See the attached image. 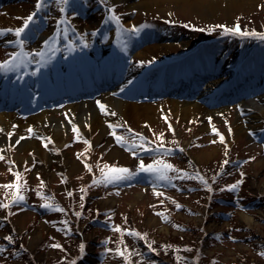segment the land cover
I'll return each instance as SVG.
<instances>
[{
  "label": "rangeland",
  "instance_id": "374dc122",
  "mask_svg": "<svg viewBox=\"0 0 264 264\" xmlns=\"http://www.w3.org/2000/svg\"><path fill=\"white\" fill-rule=\"evenodd\" d=\"M45 1L42 22L38 18L36 32H26L25 43L19 47L15 31L34 13L37 0H0V64L15 57L17 65L13 71H0V78L10 76L17 85L28 87L26 81L34 82L37 76L38 92L47 89L42 92L45 101L37 100L36 105H41L29 113L0 110L14 114L9 129L0 127L6 137L0 146L4 157L0 204L8 205L0 207V248L7 246L0 251V264H264V118H259L258 126L249 127L245 117L264 106V39L259 38L264 34V0H200L201 10L185 0H148L142 6L130 5L141 0H78L65 9L69 16L64 30L60 29L56 41L50 38L42 52L46 73L42 76L37 71L38 55L33 53L39 52L56 26L55 17L62 14V3ZM220 25H240L241 33L256 35L226 33ZM90 33L103 35L105 47L98 62L89 53ZM156 43L161 46L138 54L145 45ZM203 49L211 53L209 58H218L210 70H206L209 61L201 69ZM121 59L147 69L176 63L177 85L168 94L132 101L153 105L154 116L122 118L98 106L107 126L105 137L99 139V130L90 131L86 123L82 130L72 122L62 143L54 141L47 121L39 126L29 123L27 119L41 112L68 121L62 109L74 103L47 98L56 91L50 90L79 76L75 69L91 78L95 72L109 77V68ZM193 63L201 64L192 73ZM251 83L262 90L249 93ZM229 88L231 92H226ZM210 89L218 93L204 98ZM108 92L100 91V97ZM248 95L257 107L245 105ZM227 96L232 97L228 103L224 102ZM194 98L202 112L175 113L168 104L171 99L189 102ZM96 102L104 105L101 99ZM238 123L242 131L236 128ZM9 133L15 137L12 141ZM31 139L49 154L47 159L33 148L18 153L21 140ZM115 146L123 156L111 155ZM70 161L78 166L72 168ZM141 161L145 165L165 162L173 170L167 172V180H160L156 173L139 171ZM112 167L126 168L131 175L94 183L103 178L101 169L115 175L109 170ZM8 184L14 187H2ZM16 184L25 208L9 206ZM50 200L62 207L63 214L57 210L39 214L32 207ZM170 251L177 261L168 256Z\"/></svg>",
  "mask_w": 264,
  "mask_h": 264
},
{
  "label": "bare ground",
  "instance_id": "6f19581e",
  "mask_svg": "<svg viewBox=\"0 0 264 264\" xmlns=\"http://www.w3.org/2000/svg\"><path fill=\"white\" fill-rule=\"evenodd\" d=\"M147 1L148 0H141L140 2H134L133 4L131 3L130 5L131 6L132 5L133 6L134 5H141L142 6L143 4H146ZM185 1L189 2L190 5L195 7L196 9L201 10L202 5L200 3V0H185ZM227 1H229V0H227ZM216 5H218V4H216ZM219 5H221V4H219ZM211 7H213V6L209 5L208 8H211ZM88 43H89V53L93 56L94 61L98 62V59L101 57V55L103 53L102 50L105 47L104 43H103V35L93 36L90 33L88 35ZM160 46L161 45L157 44V43L153 44V45H145L143 47L144 49L139 51L138 54L144 52L146 50V48L157 49ZM209 48L210 47H208L206 49L208 50ZM206 49L202 50V54L199 57V61L203 65L201 67V69H204L206 66V61H209L210 63L209 62H207V63L209 64L210 68H206V70H210L211 67L214 66V64H215L214 62L218 58H215V57L213 59L209 58L210 52H207ZM204 55H206V58H208V59H205ZM210 55H211V53H210ZM221 61L223 62L222 64H224L226 62L223 60H221ZM200 64H197V63L194 64L193 63L191 65V68H190L191 72L193 73V71H195L194 68H199L198 65H200ZM175 65H176L175 62H169V63H165L163 66H161V68H157V69H156V67L149 68V69L140 68V67L137 68L133 64H131L130 62H128V61L126 62V60L122 59L121 62L118 61L117 64L113 68H111V72L109 74L110 75L112 74L111 79L113 82H114V80H113L114 78L122 76L123 77L121 80L122 84H126L129 82L130 84H134L135 86H138L136 94L138 96H141L142 94L148 95L149 92L154 91L157 88V83H159V84L163 83V85H165V88L167 89L166 91H169L173 87V85H171V83L173 82V77L175 76V68H174ZM120 69L125 70V72L121 74L119 72ZM172 72H173V74H172ZM208 72L209 71H206V73H208ZM141 73H143V74L146 73L147 75H149L150 81L145 82V84L147 83V85L143 84L144 85L143 86L142 80L137 81L139 79L138 76H140ZM151 74H153V75H151ZM184 77H186V76H184ZM262 78H264V74H263ZM164 79L167 81V84H166V81ZM118 82L115 83L114 86L112 87L111 93L113 95H111V93H109V95L103 97V99H102L104 106H106V109H107V111H109V113H110V111L111 112L113 111L116 114L115 116L119 115L122 118H128V119H138L141 117L142 118H150V117L155 115V112H156L155 109L156 108L153 105L148 104V103L147 104H138V103H134V102L126 99L125 95L122 93V89L120 86L121 84L119 85ZM74 83L75 82H71V84H74ZM253 84L254 83H251V86L250 85L248 86V88H251L249 90L250 91L249 93L255 92L256 90H262V89H257V87H256L257 85H255V84L253 85ZM146 86H149V88H147ZM224 89H226V87ZM3 90H4V88L1 86L0 87V99L4 96ZM222 90H220V91H222ZM229 90H230V88L226 92H231V90L230 91ZM216 91H217L216 89H213V90L210 89L204 93L203 97L206 98L209 95L214 96L218 93V91L217 92ZM13 93H14V91H13ZM91 94L92 93L88 94V96H90ZM261 95L264 96V91L262 92ZM88 96L85 95L84 97H88ZM237 96H238V94H236L235 97H237ZM223 98H220V99H223ZM225 99L226 100H224V102L228 103V102H230V99H232V97L229 98V96H227ZM199 100H201V99H199ZM243 102L245 103V105H248L250 107H257L258 106L256 101L250 96L248 98L246 97V99H244ZM95 103L96 102H94V101H86V102L77 101V103H75V104L68 105L67 107L62 109L64 111V113H67L69 115L68 121L65 119L56 118L55 116H51L47 112H41L40 114L33 116L27 120H30L29 123H32L33 125H36V126H39L44 121H47L49 123V127H50L49 129L52 132V136L54 138V141L57 143H62L64 141L65 134H66L65 131L67 130V127H69V123H72V122H73V124L79 123L82 130H83V123H86V126L88 127V129L90 131H91V129H98L99 130L98 138L100 139L102 137H105V134L107 131V126H105V124L102 122L101 116L99 114L100 109H98L96 107ZM168 104L170 105L171 109H173L175 111V113H183L184 115L189 114V113L193 114V113H197V112H202L204 110V108L202 107L200 102H197L196 98H194L192 101H189V102H178L174 99H171L168 101ZM226 106L227 105L225 104V105L221 106L220 108H223ZM245 117L248 120L249 127H251L252 125L258 126L259 125V123H258L259 118H261V119L264 118V106H261L257 112L254 110L251 111V113H248ZM13 120H14V114H12V112L11 113H6V112L0 113V127L2 126L3 129L4 128L9 129L10 128L9 123L13 122ZM12 124H14V126H18L19 123L14 122ZM239 125H240V123L237 124L236 128L239 131H242L243 125L242 124L240 126ZM2 128H1V130H2ZM11 128H12V126H11ZM5 138H6L5 135L0 133V146L3 145L4 143H6ZM13 139H15V137H14V135H11L10 141H12ZM30 148H33L34 151L37 152V154H42L43 157H45V159H47L49 157V154H47V152H44L37 145V142L34 141L33 139L21 140V142L17 145L18 153L20 151L25 152V151H27V149H30ZM110 153L113 157L120 156V155L123 156V154H124V152L116 146L112 148ZM15 157H18V156H15ZM262 161H264V159H262ZM70 162H71L70 164H71L72 168L75 166H78L76 161H70Z\"/></svg>",
  "mask_w": 264,
  "mask_h": 264
},
{
  "label": "snow or ice",
  "instance_id": "6c2138e0",
  "mask_svg": "<svg viewBox=\"0 0 264 264\" xmlns=\"http://www.w3.org/2000/svg\"><path fill=\"white\" fill-rule=\"evenodd\" d=\"M58 2L62 3L64 5H67L69 3V0H58ZM43 4H44V0H37L36 10L40 11L41 8L43 7ZM63 10L64 9L61 8V11H63ZM109 11H111V9H109ZM34 16H35V13L30 14L24 20L23 26L15 31V36L17 37V43L19 45H21V46H23L24 43H25V40L21 39V37L26 32V29H28V27L32 23V21L34 19ZM109 19L118 20V18L115 17V16H111V17H109ZM218 27H221L226 33L243 34V35H256V33H254V32L253 33H248V32L241 33L239 25H236L233 28H227L224 25H220ZM198 30L203 31V29H198ZM133 31H136V29H133ZM0 35H3V31H0ZM259 38L260 39H264V34H260ZM33 55H38V56L43 57L44 54L42 52H37V53H33ZM15 59L16 58L13 57V61H11V62L10 61H5L3 64H0V71H13L17 67V65L14 62ZM33 74H35V73H33ZM100 108H101L102 111L107 112L106 106L100 105ZM109 114L113 115V116L116 115L114 112L109 113ZM209 119H211V118H209ZM31 131L32 130L29 129V132H31ZM73 131L78 133L79 130L75 126H73ZM229 131L231 132L230 129H229ZM9 135H11V133H9ZM21 139H24V137H21ZM117 139L120 140L119 137H117ZM121 142H123V141H121ZM221 142H223V137H221ZM16 143L18 144L19 140L16 141ZM161 146H162V144H161ZM133 147H142L143 148V145L137 146V145L134 144ZM144 150L145 151H149L148 148H144ZM133 155H135V153H133ZM2 159H4V157L0 156V160H2ZM224 163L226 164V163H228V161H225ZM85 167L88 168L89 171H91L90 166L85 164ZM104 168H109V166L105 165ZM138 169H139V171H143V172L156 173L160 180H167L168 179L167 172L173 170L172 165L167 164V163H163L162 164L160 161H154L152 164H148V165H145L141 161V163L138 165ZM109 170H110L111 173H114L115 175L105 174L104 169H101V173H102V177L103 178L101 180L94 181V183H111V182H113L115 180H121V179L129 178V175H131L129 173V170L126 169V168H115V167H112ZM9 171H11V169H9ZM125 174H128V175H125ZM15 176H16V180L18 181L20 179L19 174L17 173V174H15ZM239 183L240 182L238 181L237 184L231 185L230 186V190H234L238 186ZM41 186H43V184H41ZM2 187L12 188V187H14V185L13 184H8V185H3ZM19 191H20V186L18 184H16L15 185V192L13 193L12 203H18V202H20V201H22L24 199V197L19 194ZM42 206L51 207L50 204H44ZM0 207H8V205L7 204H0ZM177 207H180V206L177 205ZM57 210L62 211V209H57ZM76 215L79 216L80 214L76 213ZM115 230L119 231V229H115ZM130 234L131 235H138L136 233H130ZM5 239L11 240V237H5ZM54 247H55V245H54ZM81 248L83 250V246H81ZM118 254L123 255V252H119ZM261 255H264V253H261Z\"/></svg>",
  "mask_w": 264,
  "mask_h": 264
},
{
  "label": "trees",
  "instance_id": "16d2710c",
  "mask_svg": "<svg viewBox=\"0 0 264 264\" xmlns=\"http://www.w3.org/2000/svg\"><path fill=\"white\" fill-rule=\"evenodd\" d=\"M239 27H240V25H239ZM240 30H242V28L240 27ZM253 33V32H252ZM255 33V32H254ZM184 173H185V171H183ZM194 175H196V176H198V177H200V178H204V176H203V174H201V173H199V172H194ZM202 178V179H203ZM131 232V231H130ZM149 252V251H148ZM167 252H168V249H167ZM168 256L169 257H174L173 258V260H176L177 261V258H176V256H174V254L172 253V251H170L169 253H168ZM185 257V256H184ZM176 258V259H175ZM180 259H183V257H180ZM179 260V259H178ZM157 264V263H156Z\"/></svg>",
  "mask_w": 264,
  "mask_h": 264
}]
</instances>
